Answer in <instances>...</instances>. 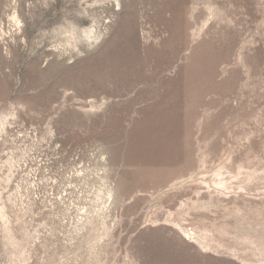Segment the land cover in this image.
I'll use <instances>...</instances> for the list:
<instances>
[{"label": "rangeland", "instance_id": "1", "mask_svg": "<svg viewBox=\"0 0 264 264\" xmlns=\"http://www.w3.org/2000/svg\"><path fill=\"white\" fill-rule=\"evenodd\" d=\"M0 31V264H264V0H0Z\"/></svg>", "mask_w": 264, "mask_h": 264}, {"label": "bare ground", "instance_id": "2", "mask_svg": "<svg viewBox=\"0 0 264 264\" xmlns=\"http://www.w3.org/2000/svg\"><path fill=\"white\" fill-rule=\"evenodd\" d=\"M17 15V14H16ZM17 26H18V22H17V24H16ZM21 30V29H20ZM18 31V30H17ZM1 32V31H0ZM24 44H26V43H24Z\"/></svg>", "mask_w": 264, "mask_h": 264}]
</instances>
